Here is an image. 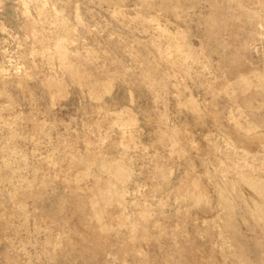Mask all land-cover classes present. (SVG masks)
Listing matches in <instances>:
<instances>
[{
	"label": "rangeland",
	"instance_id": "rangeland-1",
	"mask_svg": "<svg viewBox=\"0 0 264 264\" xmlns=\"http://www.w3.org/2000/svg\"><path fill=\"white\" fill-rule=\"evenodd\" d=\"M0 264H264V0H0Z\"/></svg>",
	"mask_w": 264,
	"mask_h": 264
}]
</instances>
